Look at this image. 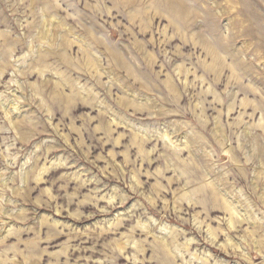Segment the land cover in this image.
I'll return each instance as SVG.
<instances>
[{"label": "rangeland", "instance_id": "1", "mask_svg": "<svg viewBox=\"0 0 264 264\" xmlns=\"http://www.w3.org/2000/svg\"><path fill=\"white\" fill-rule=\"evenodd\" d=\"M0 264H264V0H0Z\"/></svg>", "mask_w": 264, "mask_h": 264}, {"label": "bare ground", "instance_id": "2", "mask_svg": "<svg viewBox=\"0 0 264 264\" xmlns=\"http://www.w3.org/2000/svg\"><path fill=\"white\" fill-rule=\"evenodd\" d=\"M54 23V22H53ZM41 36H42V34H41ZM47 36V35H46ZM48 37V36H47ZM53 41V40H52ZM45 42V41H44ZM50 42H51V40H50ZM40 52V51H39ZM46 53V52H45ZM93 64V63H92Z\"/></svg>", "mask_w": 264, "mask_h": 264}]
</instances>
